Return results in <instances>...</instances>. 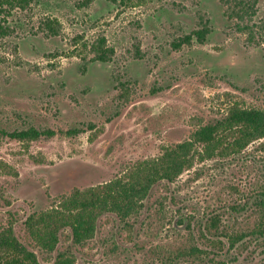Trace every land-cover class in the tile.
Instances as JSON below:
<instances>
[{"label": "rangeland", "instance_id": "rangeland-1", "mask_svg": "<svg viewBox=\"0 0 264 264\" xmlns=\"http://www.w3.org/2000/svg\"><path fill=\"white\" fill-rule=\"evenodd\" d=\"M82 1L37 0L1 20L0 230L12 223L24 242L29 214L123 176L233 106L264 108V0ZM203 25L204 41H188ZM31 126L54 133H1ZM229 142L154 185L136 215L102 214L84 244L65 230L50 254L31 245L40 264L64 249L72 264H264V137Z\"/></svg>", "mask_w": 264, "mask_h": 264}, {"label": "trees", "instance_id": "trees-1", "mask_svg": "<svg viewBox=\"0 0 264 264\" xmlns=\"http://www.w3.org/2000/svg\"><path fill=\"white\" fill-rule=\"evenodd\" d=\"M37 0H0V31L7 35L9 26L1 20L11 15L13 8L26 9ZM89 0H83L82 5ZM246 13L244 10H235ZM58 21L46 17L41 24L52 34L58 33ZM207 33L205 25L194 29L186 36L204 41ZM100 51L97 58L105 60V51ZM77 128L69 129L66 133L73 134ZM11 138L31 140L41 135H52L50 129L38 130L31 126L26 129L5 131ZM231 136V137H228ZM264 137V108H242L233 106L227 115L213 123H207L194 130L184 141L166 146L156 158L145 159L132 166L122 176L84 189H74L69 195L62 196L56 206L37 213H31L24 220L27 242L22 241L16 234L12 223L0 230V264H40L37 252L31 247L36 246L52 253L57 249L60 236L65 230L69 234L65 239L73 244L82 245L94 236L98 219L104 213H114L121 220L136 215L143 200L148 197L154 185L173 182L185 169L189 168L196 154L201 157H211L221 152L227 146L237 151L249 142ZM201 145L203 151L196 149ZM223 148V149H222ZM219 221L213 216L210 225L216 227ZM207 228V227H206ZM209 230V227L207 228ZM260 231H264V216ZM69 249L60 250L51 264H72L74 255ZM187 264H200L192 261Z\"/></svg>", "mask_w": 264, "mask_h": 264}]
</instances>
